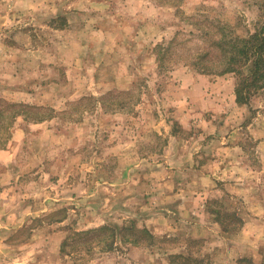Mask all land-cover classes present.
Returning <instances> with one entry per match:
<instances>
[{"label":"rangeland","instance_id":"374dc122","mask_svg":"<svg viewBox=\"0 0 264 264\" xmlns=\"http://www.w3.org/2000/svg\"><path fill=\"white\" fill-rule=\"evenodd\" d=\"M18 1L0 0V13L24 12L0 24V47L18 46L10 58L0 50V69L18 64L32 96H0V152L16 143L0 187V264H264V87L249 107L228 104L224 114L241 127L245 176L220 181L200 199L207 207L199 215L214 222L210 205L217 207L231 231L208 225L203 236L193 234L184 221L191 218L167 211L180 196L162 200L174 189L165 185L171 165L180 164L167 159L177 154L172 138H194L181 150L210 167L216 158L202 144L229 136L201 134L200 106L180 98L187 95L182 77L240 83L236 72L196 65L221 59L220 27L245 36L264 21V0ZM68 20L74 29L65 33ZM96 25L116 30L105 47L94 43ZM10 83L0 76V87ZM195 180L176 189L201 192ZM165 214L174 224L153 232L149 226Z\"/></svg>","mask_w":264,"mask_h":264},{"label":"crops","instance_id":"0c3cea01","mask_svg":"<svg viewBox=\"0 0 264 264\" xmlns=\"http://www.w3.org/2000/svg\"><path fill=\"white\" fill-rule=\"evenodd\" d=\"M16 2H19L16 0ZM34 1L32 0H24L20 4H26V6H32L31 4ZM37 4V3H35ZM34 4V5H35ZM23 5V6H24ZM21 10V9H20ZM11 11L5 12V13H0V24L4 25L5 23H2L3 19L6 20L11 19V18H19L21 14H23V11ZM66 16H69L68 13L65 12ZM68 26H65L66 28H62V31L65 33L74 29V24L70 23L68 20ZM1 25V27H2ZM111 26H100L96 25L95 28H93L92 33L94 34L95 38H98V40H94L95 44L99 43L100 47H103L104 45H107L111 41L112 38V33H116V30H111ZM55 30L57 33L58 28H52ZM6 31V29H5ZM163 35H165L163 33ZM110 39V40H109ZM116 42L118 43L117 37L115 38ZM85 43L88 45L87 42H83L82 44ZM2 46V45H1ZM89 47V45H88ZM105 47V46H104ZM85 48V46H84ZM14 49H18V46H6L3 45V47H0V50L3 51V54H6L7 56H11L13 52H17ZM11 50V51H8ZM10 58V57H7ZM70 63V61L68 60ZM14 63V62H13ZM11 64V69H13L11 72H8L9 70H2L0 69V76H4L7 80H10L11 83L9 85H4L1 86L0 89L4 90L9 88L10 90L6 91L5 95L0 93V96L2 95L4 98H8L13 100L18 101H28L30 100L32 94L28 89H26V85L22 83L23 79V74L21 71L19 72L16 67H19L18 64H15V66ZM73 64V62H72ZM183 83L182 87L186 88V96L183 97L181 95L180 98H186V101H188L189 98H191V101H196L198 105L200 106V111L198 110V113L202 114L201 119L198 120L200 123V126L202 128L201 134L204 136H212L216 134L217 132H225L226 130L228 131L229 136H222L220 137H212L208 142L202 144L201 147V152H206V155H209L212 153V155L216 158L215 162H212L210 167L208 166H203L200 162H198V153L196 154L191 153L188 155L186 151L183 149L181 150V147L183 148L185 145L188 146L192 142L194 143V138L191 140H186L180 137H174L169 141L168 147H172L175 142H177V154L172 155L171 157L167 156V159L171 162H180V164L176 165H171L170 168V180L167 181V184L171 183L173 184V188L171 191H168L167 193H164L162 195V200L166 201H174V200H179L175 199L176 197L181 198L180 205L173 207L169 206L168 207V212L173 209L178 208L176 213H183L185 217L191 218V220H184L187 221L188 224L192 225L193 229L192 232L193 234H196L200 232L201 236H203L206 232L207 229L206 227L208 225H214V226H221V223L217 221L216 219H213L214 222H211L205 218L200 216L199 213L204 212L206 209L207 205L201 204L200 199L202 200V203L205 200V197H202L210 190H213L214 188H217L216 186L220 181H226V180H232V179H239L242 180L243 177L245 176L244 170L248 169V163L246 162V156H245V151H244V146L242 144L241 139H238L237 134L240 133L239 130L240 128H236L234 125H231L229 123L228 117L225 116L224 114L226 112V106L230 104V106L234 105L236 108H247L249 107L248 104H240L237 100V95H236V85L233 82L234 79H231L229 76H220L217 78H212L209 75L205 74H197V73H192L187 76H183ZM192 79V81H190ZM25 88V89H24ZM13 97V98H10ZM19 97H23L19 99ZM18 98V99H16ZM228 101V102H227ZM194 107V106H193ZM193 111H196V109H193ZM208 115V116H207ZM199 116V115H198ZM206 116V117H205ZM15 138L11 141L10 148H7L3 151L0 152V164L2 166V170L0 173L1 178V184L0 187L3 186V177L6 176L7 171H9L8 168V162L6 161V158H8L11 154H13V150L15 149ZM258 149L260 152V156L264 160V141H260L258 143ZM200 152V151H197ZM211 156V155H209ZM166 160V159H165ZM168 160H166L168 162ZM167 164V163H166ZM175 179V180H172ZM189 178H196L198 180H195L196 183L198 184V189H200L201 192H193L192 194L188 189H183V188H178L176 189V186L181 182V180L185 181ZM239 184H242L239 183ZM175 189H176V194H175ZM174 193V194H173ZM233 194L236 193V191H232ZM191 195L192 198H190L191 201H185L186 196ZM237 195V194H235ZM197 196V197H196ZM233 196V195H232ZM185 197V198H184ZM189 200V198L187 199ZM179 202V201H178ZM195 202L198 203L195 204ZM1 204V203H0ZM201 204V205H200ZM202 208V210L199 209ZM166 209V208H164ZM168 216L169 218H167ZM203 218V219H202ZM165 221L163 223H153V224H158V225H151L149 228L156 233H162L164 232V226L165 222L166 223H173L175 221L172 220V215L170 214H165L163 218ZM17 226H19L18 222L14 223ZM23 224V223H22ZM3 228H9V222H4L2 224ZM11 226V225H10ZM166 226V225H165ZM14 228V227H13ZM19 228V227H18ZM169 230V229H168ZM241 235V233H240ZM238 236V235H236ZM3 241V239L0 238V241ZM5 240V239H4Z\"/></svg>","mask_w":264,"mask_h":264},{"label":"trees","instance_id":"16d2710c","mask_svg":"<svg viewBox=\"0 0 264 264\" xmlns=\"http://www.w3.org/2000/svg\"><path fill=\"white\" fill-rule=\"evenodd\" d=\"M230 29L228 25L220 27L222 35L217 43L221 50L219 62L196 66L204 72L215 71L221 75L236 72L238 76H243L236 85L237 100L240 104H249L253 92L264 87V21L260 19L254 29L249 30L245 36H234ZM244 68H247V71H244ZM210 206L224 231H231L221 219L223 214L221 210Z\"/></svg>","mask_w":264,"mask_h":264}]
</instances>
